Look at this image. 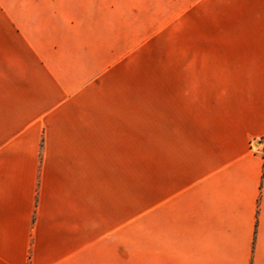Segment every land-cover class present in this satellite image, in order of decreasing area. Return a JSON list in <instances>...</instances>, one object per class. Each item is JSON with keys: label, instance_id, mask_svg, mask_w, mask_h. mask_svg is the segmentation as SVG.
I'll return each instance as SVG.
<instances>
[{"label": "crops", "instance_id": "0c3cea01", "mask_svg": "<svg viewBox=\"0 0 264 264\" xmlns=\"http://www.w3.org/2000/svg\"><path fill=\"white\" fill-rule=\"evenodd\" d=\"M60 61H0V264H109L124 126ZM186 93L153 122L155 264H264V0H217V90Z\"/></svg>", "mask_w": 264, "mask_h": 264}, {"label": "rangeland", "instance_id": "374dc122", "mask_svg": "<svg viewBox=\"0 0 264 264\" xmlns=\"http://www.w3.org/2000/svg\"><path fill=\"white\" fill-rule=\"evenodd\" d=\"M33 54L78 64L86 87L118 108L124 178L109 264H155L153 122L179 90H217V0H0V61Z\"/></svg>", "mask_w": 264, "mask_h": 264}, {"label": "built area", "instance_id": "2783aa9c", "mask_svg": "<svg viewBox=\"0 0 264 264\" xmlns=\"http://www.w3.org/2000/svg\"><path fill=\"white\" fill-rule=\"evenodd\" d=\"M253 146H255V144H253Z\"/></svg>", "mask_w": 264, "mask_h": 264}]
</instances>
